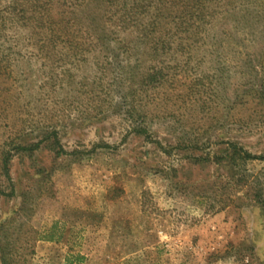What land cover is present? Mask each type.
Here are the masks:
<instances>
[{
  "label": "rangeland",
  "instance_id": "1",
  "mask_svg": "<svg viewBox=\"0 0 264 264\" xmlns=\"http://www.w3.org/2000/svg\"><path fill=\"white\" fill-rule=\"evenodd\" d=\"M13 1L0 264H264V0L163 35L120 0Z\"/></svg>",
  "mask_w": 264,
  "mask_h": 264
},
{
  "label": "trees",
  "instance_id": "2",
  "mask_svg": "<svg viewBox=\"0 0 264 264\" xmlns=\"http://www.w3.org/2000/svg\"><path fill=\"white\" fill-rule=\"evenodd\" d=\"M60 1H67V0H14L11 2L8 10L11 13H16V16L19 17L21 20H29V14L34 12H40L45 9V13L50 11V4L54 2ZM79 1V0H77ZM123 1L124 5L122 6V11L126 19H132L133 13L134 16H151L152 19L155 18L158 22H166L164 25L168 26V30L163 28V24L161 27V34H170L173 32L169 28H176L178 29L179 33H183V29H187L188 26H193L195 21H206L209 18H216L219 14V9L225 8L230 4H223L221 0H148L146 4H137L136 0L132 2V0H120ZM25 2V3H24ZM130 3H133L132 6H129ZM249 4V0H236L232 5L233 9L237 11L240 8L242 14H245L249 11L247 7ZM36 6V9L33 7ZM242 18H246L245 15L241 16ZM154 21V20H153ZM36 23H39V20H36ZM48 23V22H47ZM202 22L201 24H204ZM159 25L156 22L152 24L151 31L156 30L153 26ZM207 25V24H206ZM51 26L48 28L50 29ZM147 28V27H146ZM145 28V31L147 32ZM160 42V41H159ZM164 44V42H161ZM155 80L157 79L154 76ZM151 82H154L153 76H151ZM142 133H145L142 132ZM25 150V148H24ZM235 154L237 151L235 150ZM245 157L253 158L248 153H245ZM1 171L6 175L9 176V164L7 158L2 160ZM1 194H4L3 191L0 190Z\"/></svg>",
  "mask_w": 264,
  "mask_h": 264
}]
</instances>
